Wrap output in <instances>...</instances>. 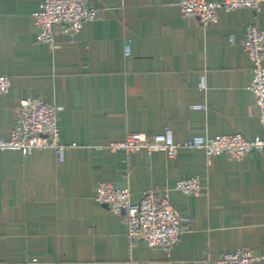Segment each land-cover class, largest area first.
Returning <instances> with one entry per match:
<instances>
[{"label":"crops","instance_id":"0c3cea01","mask_svg":"<svg viewBox=\"0 0 264 264\" xmlns=\"http://www.w3.org/2000/svg\"><path fill=\"white\" fill-rule=\"evenodd\" d=\"M41 1L0 0V75L11 79L0 94V137L9 138L18 101L34 96L63 105L59 138L75 145L63 161L50 147L0 150V264H206L236 248L264 254V151L236 160L199 148L170 157L103 147L166 128L177 141L264 136L239 43L246 25L264 26V3L220 9L203 26L181 14L179 0H89L99 15L73 37L57 27L49 45L35 37ZM192 176L201 194L175 189ZM101 180L128 186L133 200L149 188L166 192L190 229L170 251L131 242L124 216L95 200Z\"/></svg>","mask_w":264,"mask_h":264},{"label":"built area","instance_id":"2783aa9c","mask_svg":"<svg viewBox=\"0 0 264 264\" xmlns=\"http://www.w3.org/2000/svg\"><path fill=\"white\" fill-rule=\"evenodd\" d=\"M264 0H179L177 5L183 16L195 18L201 25L207 26L217 20V12L238 8L259 10ZM99 9L89 0H42L39 8L32 13L35 37L39 42L49 45L54 43V30H61L73 37L82 27L83 22L94 20ZM234 42L235 38L230 37ZM239 43L248 55L252 67L247 84L253 96L255 114L264 126V26L248 24ZM125 53H130V46H125ZM11 79L0 75V94L7 93ZM197 87L206 88V77L202 75ZM193 109H205L206 104H192ZM63 105L50 103L39 97L21 98L15 106L16 120L9 138L0 137V150L14 149L32 152L35 149L50 147L58 161H63L72 144H64L59 138V113ZM103 147L122 149L126 154L145 151H163L174 157L181 147L199 148L210 157L217 154L240 160L252 150L264 151V136L253 139L244 137L240 132L232 134H193L184 141H177L171 129L148 134L129 132L120 140L108 141ZM128 158V157H127ZM175 189L183 193L198 195L203 187L198 176L180 178L175 182ZM95 200L108 210L123 215L127 224V238L131 242L141 241L149 247L170 251L181 239L182 234L190 229V221L182 216L170 202L168 194L159 189L145 190L139 199L133 200L126 185L101 180L95 187ZM264 259V254L248 248H236L224 252L218 257L209 258L206 264H254ZM29 260L9 264H30Z\"/></svg>","mask_w":264,"mask_h":264}]
</instances>
